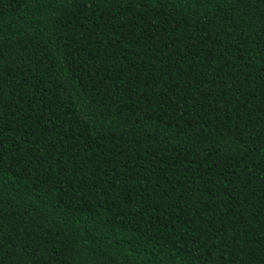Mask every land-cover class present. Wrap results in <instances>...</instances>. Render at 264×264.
I'll list each match as a JSON object with an SVG mask.
<instances>
[{
  "label": "trees",
  "instance_id": "obj_1",
  "mask_svg": "<svg viewBox=\"0 0 264 264\" xmlns=\"http://www.w3.org/2000/svg\"><path fill=\"white\" fill-rule=\"evenodd\" d=\"M0 264H264V0H0Z\"/></svg>",
  "mask_w": 264,
  "mask_h": 264
}]
</instances>
